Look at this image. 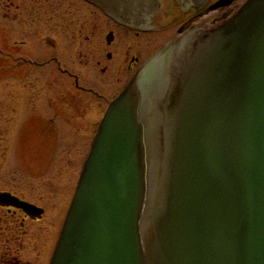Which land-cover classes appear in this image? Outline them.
<instances>
[{
	"label": "water",
	"instance_id": "1",
	"mask_svg": "<svg viewBox=\"0 0 264 264\" xmlns=\"http://www.w3.org/2000/svg\"><path fill=\"white\" fill-rule=\"evenodd\" d=\"M90 1L142 26L160 6ZM50 264H264V0L188 31L110 103Z\"/></svg>",
	"mask_w": 264,
	"mask_h": 264
},
{
	"label": "rangeland",
	"instance_id": "2",
	"mask_svg": "<svg viewBox=\"0 0 264 264\" xmlns=\"http://www.w3.org/2000/svg\"><path fill=\"white\" fill-rule=\"evenodd\" d=\"M105 20L86 3L87 37L73 32L70 23L65 36L54 29L51 44L39 38L37 57L32 58L37 64L0 58V191L45 210L42 222L26 221L21 230H11L13 216L0 209V249L20 248L22 259L34 264L49 261L91 142L109 103L126 85L132 56L144 60L154 48L145 54L139 38L124 31L117 44L106 48ZM8 48L16 47L6 42ZM108 52L112 61L105 56ZM104 66L106 73L101 72ZM75 77L85 89L75 85Z\"/></svg>",
	"mask_w": 264,
	"mask_h": 264
},
{
	"label": "flooded vegetation",
	"instance_id": "3",
	"mask_svg": "<svg viewBox=\"0 0 264 264\" xmlns=\"http://www.w3.org/2000/svg\"><path fill=\"white\" fill-rule=\"evenodd\" d=\"M159 1L158 11L152 18L146 20L142 26L137 25L139 23L134 24L135 22L123 23L108 14L101 6L89 2V0H0V58L3 60L14 58L22 60L24 63L28 61L30 65L37 64L32 58L37 57V41L39 38L42 42L51 44L53 42L54 29L58 30L57 33L65 36V29L68 30L71 27L70 23L74 27L73 32L75 31L76 33L77 31L80 37L86 36L85 5L89 3L97 13L106 16L105 23L108 26V31L105 35L106 48H111V46L117 44V36L122 31L130 38H139L140 49L143 48L145 54L147 50L154 47L153 51L144 60H141L136 55L132 56L126 70V74L129 76L126 81L127 84L133 74L145 62L152 58L159 57L158 59H160L161 56L166 54V48L179 41L188 31L199 25L217 23L227 15L235 13L246 0H235L230 4H224L223 0ZM93 19L97 22L98 18ZM91 26H93L92 21L90 28ZM143 36L145 37L144 40H142ZM88 39L90 38L88 37ZM6 42L13 43L16 48L6 49ZM103 54H101L102 60L97 61L99 66L103 63ZM105 56L108 61H112L114 58L112 52H108ZM2 69H4L3 66ZM101 72H108V67H102ZM18 85L20 86V83ZM33 85L35 84H31L30 88ZM75 85L80 89H85L80 86L78 77H75ZM86 90L93 91L90 88ZM32 107L27 108L32 110ZM0 193H8L20 201H25L7 191H0ZM0 209L6 210L8 214L13 216V226H9L11 230H21L25 226L26 221L42 222L45 216V210L40 216L30 215L20 206L1 202ZM17 219H19L18 222H16ZM59 234L57 237H59ZM56 243H54L48 256L49 261L44 264L50 263ZM20 250V248L15 251H3L0 249V264H34L29 260H23Z\"/></svg>",
	"mask_w": 264,
	"mask_h": 264
}]
</instances>
